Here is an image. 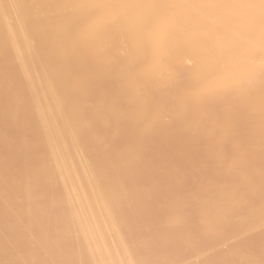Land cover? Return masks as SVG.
Here are the masks:
<instances>
[{"label": "bare ground", "instance_id": "obj_1", "mask_svg": "<svg viewBox=\"0 0 264 264\" xmlns=\"http://www.w3.org/2000/svg\"><path fill=\"white\" fill-rule=\"evenodd\" d=\"M97 2L0 0V118L33 112L15 133L0 128V264H264V170L255 180L251 166L264 150V74L240 76L225 63L220 73L234 81L229 87L184 98L205 70L204 54L220 40L194 19L172 53L166 81L144 95L127 88L116 102L110 92L118 82L109 78H123L143 53L123 41L135 27L131 17L107 31L106 49L76 38ZM237 11L209 9L206 16ZM88 67L98 73L85 74ZM3 70L14 75L5 78ZM70 80L79 87L65 92ZM156 92L161 97L151 100ZM178 98L169 111L167 103ZM197 139L215 162L210 173L222 163L234 177L210 175L197 179L193 191L186 183L177 191L189 170L171 171L170 164L166 171L160 163L173 158L177 165L179 156L192 166L194 154L183 151ZM158 141L164 152L158 148L150 158ZM180 144L189 146L181 152ZM249 151L256 161L242 165Z\"/></svg>", "mask_w": 264, "mask_h": 264}, {"label": "snow or ice", "instance_id": "obj_2", "mask_svg": "<svg viewBox=\"0 0 264 264\" xmlns=\"http://www.w3.org/2000/svg\"><path fill=\"white\" fill-rule=\"evenodd\" d=\"M89 7L95 14L76 38L105 49L111 43L107 31L122 18L135 19V27L123 33V41L143 57L124 74L123 81L125 88L140 95L166 81L172 53L194 19L211 27L220 40L204 54L205 70L184 89V98L195 100L209 91L229 87L234 81L220 73L225 63L240 76L264 74V0H101ZM222 8L239 11L228 17L206 16L207 10ZM77 87L78 82L69 85L70 90Z\"/></svg>", "mask_w": 264, "mask_h": 264}, {"label": "rangeland", "instance_id": "obj_3", "mask_svg": "<svg viewBox=\"0 0 264 264\" xmlns=\"http://www.w3.org/2000/svg\"><path fill=\"white\" fill-rule=\"evenodd\" d=\"M91 68L93 69V67H91ZM91 68H89V67H88V68H84V69H86V71L83 70L84 73H85V74L88 73L89 76H91V74H92V76L96 75V74L98 73V72H97L98 70L95 69V68L93 69V70L96 71V74H95V71H93ZM7 71H8V73H7ZM87 71H89V72H87ZM4 72L7 73L8 75L3 74ZM11 74L14 75L13 72H10V73H9V70H6V71L3 70V71H2V75H3L5 78L8 77V76L11 75ZM0 75H1V73H0ZM88 75H87V76H88ZM119 75H120V74H119ZM119 75L116 76L115 78L113 77L114 80H112L113 78H112V79L109 78V80H111V81L118 82V83H116V87H115L116 90H114L113 92H110L111 98H113L116 102H117V101H121V100L123 99V96L125 95V91L127 90V88H125L124 85H123L122 82H121V80L123 79L122 76H121V75L119 76ZM123 76H124V75H123ZM117 77H118V78L121 77L120 82H119V79H118ZM0 78H3V77H0ZM107 79H108V78H107ZM117 80H118V81H117ZM69 83H74V82H71V80H70V82L68 81L67 84L70 85ZM118 84H119V87H118ZM68 85L65 86V89H64L65 92H66V90H67V91L70 90L69 88H68V89L66 88V87H69ZM120 85H121V86H120ZM119 88H120V89H119ZM17 89H18V88H17ZM18 90L22 92L23 96L25 95V93L27 94V96L25 95L24 98H25V97H27V98L30 97V96H29V93H28L26 90L21 89V88H19ZM25 91H26V92H25ZM117 93H118V94H117ZM155 94H156V95L153 94V96L150 97L151 100H153L152 98H154V97H155V98H157V97H161V94H159V93H157V92H156ZM158 95H160V96H158ZM28 96H29V97H28ZM118 98H119V99H118ZM148 99H149V98H148ZM148 99H144V102H142V103L144 104V103H146V102H149L150 99H149V100H148ZM159 99H160V98H159ZM145 100H146V101H145ZM147 100H148V101H147ZM154 100H157V99H154ZM176 101H177V102H176ZM175 102H176V103H175ZM178 102H180V99H179V98H178V99H173L172 101L170 100V104L168 105L169 102L167 103V106H166L167 109L169 108V111H172L171 109H174V108H173L174 106L177 107V104H179ZM76 103H77L80 107L83 105V103H82L81 101H76L75 104H76ZM77 104H76V106H77ZM0 105H1V104H0ZM79 106H78V107H79ZM1 107H2V105L0 106V108H1ZM27 111H28V112H27ZM29 112H31V110H27V109H26V111L24 112V114L27 113V114H25V115H27V116H25V115H21L20 118L17 119L16 121H15V120H11L12 122H11L10 120H8V119H7V120H8V121H7L6 119H1V118H0V128H7V126H8V128L5 129V130H6L9 134H12V132L10 133V131L13 129L12 131H13V133H15V131L18 130V129L20 128V126L22 125V124H19V123H20V122H23L25 119L30 118V116L32 115L33 112H32V113H29ZM28 114H29V116H28ZM30 114H31V115H30ZM2 120H3V121H2ZM14 121L16 122V124H15ZM7 122H8V123H7ZM10 122H11V123H10ZM13 123H14V124H13ZM5 124H6V125H5ZM10 124H11V125H10ZM4 126H6V127H4ZM9 126H11L12 129H11ZM18 126H19V127H18ZM30 126H31L32 128H34V129H36L34 125H30ZM30 126H29V127H30ZM17 127H18V128H17ZM9 128H10V129H9ZM14 128H15V129H14ZM16 128H17V129H16ZM34 129H33V132L35 131ZM249 129H250V128H249ZM249 129H247V130L249 131ZM31 130H32V129H31ZM31 130H30V131H31ZM248 131H246V132H248ZM251 131H252V128L250 129V131H249L248 133H246V135L248 136V137H247V141H251V139L254 138L253 134H251ZM31 132H32V131H31ZM252 132H253V131H252ZM127 133H129V131H127ZM109 139H110V141H111V139L113 140V138H109ZM109 139H108V140H109ZM39 141H40V140H39ZM39 141L37 140V141H34V142H37V143H36L37 145H41V144H42V142H41L42 140H41L40 142H39ZM201 141H202V140H200V139H199V140H198V139L195 140L194 143H193V146H194V147H192V149L189 148V147H190L189 145L184 146L185 144H184V145H183V144H180L182 147L179 146L181 152L185 149V147L189 146L188 149H187V151H186V150L183 151V154H187L188 152H190V153H188L187 155H190V154H192V153L194 154V156H193V154L190 155V156H193L192 166H191V165L187 166V165L184 163L183 160H182V161H179V160H181V157H179L178 155H177V156H178V158H180V159L177 160V163L179 162V164L175 165V163H173V164H172V163H169V161H172V162H173V158H172V157H173V156H176L175 153H174V155H173V154L171 155V156H172V157H171L172 160H169V161L165 162L166 166H165L164 162H163V163H162V162L160 163L161 168L164 169V170L166 169V171H168V170H167L168 168L171 169L170 164L173 165L172 167L176 166V168H175V167L172 168L171 171H173V170L175 171V169H176V170H179V169H180L179 171H181V168H180V167H182V170H184V169H186V168H187V170H189V173L191 174V177L187 176V177L184 178L185 181H189V184H188V182L183 181L181 185L184 184V186L179 185L178 190L176 189L177 191H180L179 189H180V188L183 189V187H184V189H186V188H185V183H186V184L188 185V186L186 185V186H187V190H186V192H190V191H188V190H190L189 185L191 186V189H192L193 186H194V184L196 183V180H197V179H198V180H203V179H205V177L207 178V177H209L210 175H211V177L214 178L215 180H217V179H221V178L224 179L225 177H226L227 179H231V178L234 177V176L232 177L231 172H229V171H226L227 174L225 173L224 169H226V168L223 166L224 164L222 165V163H220V164L218 163V165H219L220 167L217 165V170H218V172H217V170H216L213 174L210 173V168H209V166H210L211 164H214L215 162H214V160H211V158L208 157V156H207V157H208L210 160H209V161L207 160L208 158H207L206 155L204 154L205 147L203 148V144L205 145L206 143H205L204 141H202V142H203V143H202ZM38 142H39V143H38ZM111 142H113V141H111ZM196 142H197V143H196ZM200 142H201V143H200ZM159 143H160V144H159ZM217 143H218V141L216 142V140H212V141H210L208 144H209V145L211 144V146H213V145H215V144L217 145ZM172 144H173V143H172ZM172 144H170V145L172 146ZM201 144H202V145H201ZM37 145H36V147H38ZM158 145H159V146H158ZM161 145H162V146H161ZM173 145L177 147V144L175 145V143H174ZM178 145H179V144H178ZM155 146H156V147L151 148V149L149 150V152H148V156H149L150 158H152V157L158 155L160 152H161V153L164 152V151H163L164 148H165L164 143H162L161 141H158V142L156 143ZM163 146H164V147H163ZM174 146H172V147H174ZM183 146H184V149L182 150ZM199 146H200L201 148H200ZM162 147H163V148H162ZM198 147H199V148H198ZM154 148H155V149H154ZM158 148H159V151H160V152H159L158 150H156V149H158ZM174 148H175V147H174ZM196 148H197V149H196ZM161 149H162V150H161ZM176 149L179 150V148H176ZM194 149H196V151H195ZM200 149H201V150H200ZM199 150H200V151H199ZM202 150H203V151H202ZM191 151H192V152H191ZM194 151H195V152H194ZM252 151H253V150H252ZM151 152H152V153H151ZM199 152H201L203 155H201V153H200V155H199ZM258 152H261V153H258ZM258 152H257V154L260 155V156H258V158L260 157L258 161H260L261 158H262L263 155H264V150H262V151H258ZM149 153H150V154H149ZM153 153H154V154H153ZM155 153H156V154H155ZM157 153H158V154H157ZM166 153H167V152H166ZM168 153H169V157H170V152H168ZM168 153H167V155H168ZM197 153H198V154H197ZM249 153H252V152H250V151H249V152H246V153H245V156H244L245 158H244V157H243L244 159L241 158V159H243L241 162L239 161V158H237V159H238L237 161H239V163H242V165L250 166V165H251V163H250V159H251V162L253 163V161H254L255 159H253L252 157H253V156L255 157L256 154L253 155V154L255 153V151H254L251 155H250ZM246 154L249 155V156H251V158H249V156H247ZM195 155H196V157H195ZM177 156H176V157H177ZM200 156H201V157H200ZM246 157H248V159H249V163H247L248 160L245 161ZM195 158H197V162H196ZM263 158H264V157H263ZM175 159H177V158H175ZM198 159H199V160H198ZM256 159H257V158H256ZM204 160H205V161H204ZM206 160H207L208 162H210V163H208ZM202 161H203V162H202ZM234 161H235V159H234ZM255 161H256V160H255ZM255 161H254V162H255ZM258 161H257L256 164H257V165H260V167H262V168H261L262 171H261V169H260V170L256 169L257 167L259 168V166H257L256 164L251 165L252 168L254 169L253 172L255 171V173H253L254 176L252 175V176H253L252 178L255 179V180H258V179L260 178V176H261V174H262V172H263V170H264V169H263V168H264V165H262V164L259 163ZM204 162H207V163H204ZM235 162H236V161H235ZM260 162H261V161H260ZM198 163H199V164H198ZM200 163H202V164H200ZM236 163H237V162H236ZM161 164H163L164 166H162ZM204 164H205V165H204ZM180 165H181V166H180ZM182 165H183V166H182ZM193 165H195V166H193ZM206 165H207V166H206ZM177 166H178V167L180 166V167L177 169ZM198 166H200V167H198ZM255 166H257V167H255ZM163 167H166V168H163ZM183 167H184V168H183ZM207 167H208V168H207ZM202 168H203V169H202ZM207 169H208V170H207ZM219 169L221 170L220 172H219ZM222 169H223V170H222ZM192 170H193V171H192ZM257 170H258L259 172H258ZM169 171H170V170H169ZM191 171H192V172H191ZM256 171H257V173H256ZM200 173H201V174H200ZM202 173H203V174H202ZM207 173H208V174H207ZM224 173H225V174H224ZM194 174H195L196 177H194ZM199 174H200V175H199ZM205 174H206V175H205ZM258 174H259V176L257 177ZM201 175H202V177H201ZM204 175H205V176H204ZM223 175H224V176H223ZM225 175H227V176H225ZM233 175H234V174H233ZM199 176H200L201 178H199ZM229 177H231V178H229ZM188 178H189V179H188ZM202 178H203V179H202ZM226 178H225V179H226ZM186 179H187V180H186ZM163 180H165L164 182H165L166 184H169V182H171V181H166V180H170L168 177H166L165 179L163 178ZM193 180H194V181H193ZM192 183H193V184H192ZM180 186H181V187H180ZM263 186H264V185H262V189H261V188H260V189L264 191V187H263ZM188 188H189V189H188ZM182 189H181L182 192L185 191L184 189H183V190H182ZM205 189H207V190H205L206 192H207V191H210V190H212V186H209L208 188H205ZM181 191H180V192H181ZM191 191H193V189H192ZM205 191H204V192H205ZM248 237H249V238H248ZM248 237H247L246 241L248 240L249 243H252L254 240H255V241L257 240V237H255V236H254V237L252 236L253 238H252L251 236H248ZM222 239L224 240V238H222ZM223 240L220 239V243H221V241H223ZM250 240H252V242H251ZM255 241H254V242H255Z\"/></svg>", "mask_w": 264, "mask_h": 264}]
</instances>
